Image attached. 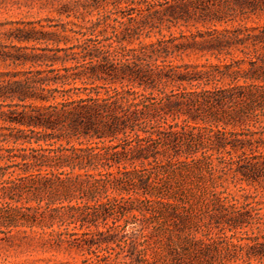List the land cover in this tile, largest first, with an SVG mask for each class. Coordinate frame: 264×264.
I'll use <instances>...</instances> for the list:
<instances>
[{
  "label": "trees",
  "instance_id": "16d2710c",
  "mask_svg": "<svg viewBox=\"0 0 264 264\" xmlns=\"http://www.w3.org/2000/svg\"><path fill=\"white\" fill-rule=\"evenodd\" d=\"M90 1L46 68L0 71V240L264 264V0Z\"/></svg>",
  "mask_w": 264,
  "mask_h": 264
},
{
  "label": "rangeland",
  "instance_id": "374dc122",
  "mask_svg": "<svg viewBox=\"0 0 264 264\" xmlns=\"http://www.w3.org/2000/svg\"><path fill=\"white\" fill-rule=\"evenodd\" d=\"M90 0H0V71H23L26 69H44L52 56V49L64 48L76 43L71 30H77L72 23L83 24L80 14L82 6ZM96 12L86 16L94 19ZM261 23L264 17L253 18ZM176 34L178 29L173 28ZM165 33V31H164ZM61 56L62 52L56 53ZM184 62H202L194 56L184 57ZM24 63L21 65L20 63ZM55 64V67H58ZM217 176V173L214 174ZM223 182L227 192L239 195L238 187L249 192L253 188L245 184ZM257 198L264 199V189L256 190ZM249 233V232H248ZM230 236V233H227ZM2 235H0V238ZM237 237V236H235ZM92 255L74 249H51L36 242L19 240H0V264H90ZM251 264H258L251 262Z\"/></svg>",
  "mask_w": 264,
  "mask_h": 264
}]
</instances>
